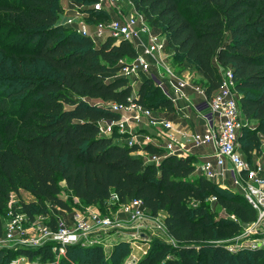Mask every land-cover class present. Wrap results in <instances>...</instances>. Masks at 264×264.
I'll list each match as a JSON object with an SVG mask.
<instances>
[{
    "label": "trees",
    "instance_id": "obj_1",
    "mask_svg": "<svg viewBox=\"0 0 264 264\" xmlns=\"http://www.w3.org/2000/svg\"><path fill=\"white\" fill-rule=\"evenodd\" d=\"M130 1L165 36L175 57L196 65L208 99L221 87L219 69L232 70L243 117L255 125L244 126L240 147L248 156L259 151L264 136V0ZM184 1L195 7L192 12ZM59 11L60 0H0V54L49 70L41 75L23 68L19 74L0 70V83H5L0 88V234L13 194L21 190L36 199L21 203L32 221L38 214L47 215V202L52 204L55 214H48V225L56 230L59 211H71L61 198L64 182L85 205L103 209L113 197L119 204L138 199L152 216H163L175 244L154 241L139 264H264V248L231 252L215 244L256 222L257 212L242 194L196 175L192 156L167 155L155 165L135 153L162 155L163 150L118 143L117 133L101 135L100 122L119 115L89 99L128 104L132 98L146 108L169 111L172 102L152 79L133 96L128 80L118 76L120 62L137 56L133 46L111 40L96 46L60 23ZM212 197L227 217L218 216ZM54 245L2 250L0 264H10L14 256L56 264ZM65 253L61 264L83 263V253L88 264H107L99 245L68 246Z\"/></svg>",
    "mask_w": 264,
    "mask_h": 264
},
{
    "label": "built area",
    "instance_id": "obj_2",
    "mask_svg": "<svg viewBox=\"0 0 264 264\" xmlns=\"http://www.w3.org/2000/svg\"><path fill=\"white\" fill-rule=\"evenodd\" d=\"M123 0H97L94 3L93 12H106L104 4L111 8ZM130 7L127 14L122 12L117 19L97 21L89 25L81 18L83 15L71 18L65 24L78 34L90 38L94 44L104 43L108 40L115 44L127 42L133 46L137 56L134 59H124L120 62L119 77L139 79L141 74L151 73L157 84L163 89L164 80H174V95L168 97L176 102L179 99H188L184 89L191 86L188 78H181L175 73L170 60L174 58V51L167 48L165 36L152 28L145 15L136 10L130 0H125ZM79 19V20H78ZM88 20V18L86 19ZM91 27L95 30L91 31ZM156 71L155 74L153 71ZM222 84L219 90L213 94L209 102V114L207 115L208 126L203 133L177 130L174 125L165 120H159L153 116L151 109L129 99L128 104L108 102L102 106L112 113L119 115L117 120H103L100 122V133L103 136L111 137L114 133L119 136L130 134L132 122L145 121L150 128H161L167 133L165 135V146L162 155L148 154L139 150L141 158L146 162L158 165L167 155L184 156L191 149L211 145L214 149L213 157L202 165L203 176L216 181L219 178L231 180L232 184L239 190L245 200L257 212L256 222L247 225L246 232L264 236V166L259 162H250L243 158L239 138L244 128V119L241 111L239 96L235 89L233 72L226 69L221 73ZM195 91L205 95L204 87H196ZM167 94V93H166ZM127 146L135 145L143 147L151 142L150 138L143 141L136 139V136H128ZM138 156V155H137ZM112 199H116L113 197ZM211 202H216L212 197ZM121 211L127 216V223H131L139 237L144 241L155 238L167 244H175L168 235L164 224L163 216H152L143 201L135 199L126 204H121ZM27 215L21 214L17 209L11 208L7 212L3 232L0 234V248L4 244L15 243L20 247L31 244L38 248L45 244H55L53 250L65 254L68 246H104L103 235L111 230H120L124 222L116 217L102 215L98 211L87 210L78 212L69 220L58 217L57 229H51L49 225L31 226L38 231L36 238L29 237L26 227ZM95 236L96 240L89 242L90 237ZM32 238V239H31ZM252 250L264 248V237L255 239ZM10 264H33L29 258L19 256ZM126 264H138L136 257L130 259Z\"/></svg>",
    "mask_w": 264,
    "mask_h": 264
},
{
    "label": "rangeland",
    "instance_id": "obj_3",
    "mask_svg": "<svg viewBox=\"0 0 264 264\" xmlns=\"http://www.w3.org/2000/svg\"><path fill=\"white\" fill-rule=\"evenodd\" d=\"M93 3H88L84 0H60V11H59V21L63 25L67 23V21L71 18L77 17V15L81 16L84 13H87V15L82 16L87 24L93 25L96 24L97 21L94 20L96 16H108V14L104 12H93ZM106 7V10H110L111 12H123V8H127V2L125 0L121 1L120 3L116 4L115 6H112V8L104 4ZM184 6L187 9V11L192 12L194 10V6L191 5L190 2L184 1ZM130 9V8H129ZM128 9V10H129ZM130 11V10H129ZM93 15L95 16L93 18ZM124 13V12H123ZM79 16V18H80ZM88 18V20H86ZM79 20V19H78ZM95 28L91 27V31H94ZM157 33L160 31L156 30ZM3 37H1L0 40H2ZM96 46H100V44H96ZM21 62V63H20ZM184 60L182 57H175L170 60V63L173 64L174 67H176V70L179 72V67L182 76L184 78L190 79L196 86L201 87L202 81L197 77V71L194 66L191 65H186L183 63ZM25 70L26 73H35L38 75H41L43 73H47L49 70L45 68L44 66L37 64L35 62L28 64L24 61V59H18V58H13L9 55L3 56L0 54V70L3 71V73L6 74H19L21 71L20 69ZM110 79L116 77L113 75L108 76ZM151 79V73L148 74H141L139 79H130L128 80L129 84L133 88V96H137V93L142 85V83L147 80ZM155 83V86L158 87L161 92L164 94L163 89L156 83V81L153 80ZM4 85L0 83V88H3ZM166 88V87H164ZM240 93H238V96L240 97ZM91 104L97 105V106H106L107 103L101 101V100H88ZM244 125L245 126H251L252 128H255L254 122L247 121L244 118ZM260 138L262 140L261 142V147L259 151L255 150L251 156L246 155V157L253 158L256 162L259 161L263 166H264V136L260 135ZM242 146V144H241ZM197 175V174H196ZM217 181V180H216ZM215 181V182H216ZM221 187L223 189H230L233 192L239 193V190L232 184L231 180H227L226 182L220 181ZM60 187H61V198H63L71 207L70 212H85L87 205L84 203L78 201L76 198L72 196V194L66 189V184L64 182H60ZM36 199L32 196V194L27 191V190H21L19 195L13 194L12 197V202L7 209V211L4 213L5 219L7 218V212L9 209L17 207V210L21 213L24 214L21 211V203L25 204H30L34 202ZM48 208V214H55L53 209H52V204L50 202H47ZM214 209L217 210L218 216L219 217H227V213L224 211H221L217 208L215 202L212 205ZM120 205L118 200L116 199H111L106 204L104 205V208L101 209V214L108 216V217H115V213L119 212ZM68 213H64L63 211H59L58 216L63 218L64 220L68 218ZM45 214H38L34 217V220H30L27 216L26 218V227L28 230L29 237L36 238L38 236V231L31 226H36L40 225L41 227L47 226L49 224L50 217ZM5 221V220H4ZM247 226L243 227V230L240 235L236 236L233 239L226 240V241H220V242H215V244H223L230 249L231 252H239L243 250H252V247L254 245L253 241L255 239H262L264 236L262 235H256L254 233H248L246 232ZM31 238V239H32ZM90 241L96 240L95 236L90 237ZM102 243L104 244L103 249L105 252V262L107 264H126V262L130 259H133L136 257V260L138 264L142 262L152 251L153 248V243L156 241L155 238H149V240H143L142 238L139 237V233L136 232L135 227L131 223H125L124 227L120 230H111L109 232H106L103 235L102 238ZM5 246L3 248H0V252L2 250H11V249H16L19 248L20 245L15 244V243H10V244H4ZM171 245V244H170ZM34 246V245H33ZM31 244H28L27 246H24L25 248H31L33 247ZM89 247V246H85ZM92 247V246H91ZM127 253V256L125 258H121L123 254ZM56 254V259L57 262L56 264H61L60 263V258L61 256H65V254H61L59 251H54ZM15 260L18 257H13ZM12 260V261H13ZM83 263L80 264H88V256L86 253H83ZM11 261V262H12ZM31 261V260H30ZM10 262V263H11ZM33 264H43L42 262L38 260L31 261ZM160 264H164V262H161Z\"/></svg>",
    "mask_w": 264,
    "mask_h": 264
},
{
    "label": "crops",
    "instance_id": "obj_4",
    "mask_svg": "<svg viewBox=\"0 0 264 264\" xmlns=\"http://www.w3.org/2000/svg\"><path fill=\"white\" fill-rule=\"evenodd\" d=\"M128 9L130 8L127 4ZM127 8H123L124 14H127L129 12ZM122 12V13H123ZM108 14V19H117L121 15L120 12H111L110 10L106 11ZM103 43H100L102 45ZM186 65H191L194 66L196 71L197 67L196 65L184 60L183 62ZM173 66V64H172ZM182 67H179V72L176 70V67L173 66V69L177 76L184 78L181 74ZM220 72H224L226 69L220 68ZM155 74L157 73L155 70L153 71ZM197 77L202 81L201 87L205 88V81L202 77L201 74L198 73L197 71ZM154 80L153 78H151ZM155 81V80H154ZM192 82V81H191ZM157 83V82H156ZM176 85V82L174 80H164V87L165 91L164 94L168 99V95H174V87ZM199 87L196 86L193 82L191 86H188L187 88L184 89V94L186 95V98L188 101L186 102L185 100L179 99L176 102H172L173 109L171 111L167 109H151L153 112V116L159 120H165L171 122L174 127L177 130H182V131H189V132H194V133H203L205 129L208 126V120H207V115L209 114V102L211 99H208V97L205 95H201L195 91V88ZM167 93V94H166ZM212 98V97H211ZM244 119V117H243ZM130 134L128 136H136L137 140H145L146 138H150L151 142H148V144H151L159 149L165 146V135L166 131L161 129V128H150L145 121L142 122H132L130 124ZM128 136H122L118 139H116V142L118 143H123L126 144L129 137ZM214 149L211 145L203 146L201 148H194L191 149L190 152L184 156H192L195 158V167H196V173L197 175H202V165L205 161L211 160L213 157ZM242 156L244 159L250 161V162H256L253 158H248L246 157V154L242 152ZM139 157H141V153L136 154ZM220 181L226 182L227 180L219 178L215 183L221 185ZM222 186V185H221ZM78 200V199H77ZM79 201V200H78ZM108 202V201H107ZM121 206V204H119ZM98 211L101 213V209L98 206H88L86 208V211ZM79 211H74V212H64L68 213V218L66 220L71 219V217L75 214H77ZM116 218H119L124 224L127 222V216L119 209V212H116L115 214ZM61 218V217H60Z\"/></svg>",
    "mask_w": 264,
    "mask_h": 264
}]
</instances>
